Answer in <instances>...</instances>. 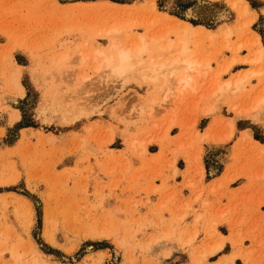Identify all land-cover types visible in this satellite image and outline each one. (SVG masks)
Listing matches in <instances>:
<instances>
[{"label": "rangeland", "instance_id": "rangeland-1", "mask_svg": "<svg viewBox=\"0 0 264 264\" xmlns=\"http://www.w3.org/2000/svg\"><path fill=\"white\" fill-rule=\"evenodd\" d=\"M141 37L152 43L143 64L201 61L199 87L167 103L160 82L95 70L96 48ZM263 41L264 0H0V264H264V73L217 96L240 72L264 69ZM13 111L21 119L8 127ZM229 157L210 184L220 206L206 195V214L196 212L204 177ZM239 176L249 184L229 190ZM226 242L232 251L209 262Z\"/></svg>", "mask_w": 264, "mask_h": 264}, {"label": "bare ground", "instance_id": "bare-ground-1", "mask_svg": "<svg viewBox=\"0 0 264 264\" xmlns=\"http://www.w3.org/2000/svg\"><path fill=\"white\" fill-rule=\"evenodd\" d=\"M239 1H242V0H239ZM237 6H238V4H237ZM153 7L156 8L155 5ZM244 9L248 10L249 5L245 3ZM189 27H190V25L187 24V22H185L184 28L186 31L189 29ZM152 38H154V37H152ZM151 42H152V40H151ZM172 44H174V43H172L170 41H169V43L167 42L166 46L168 47L167 48L168 50H169V48L172 47ZM180 45L182 47L178 52H179L180 56H183V55L187 54V51L189 50V47H188L189 45L187 46L185 40L182 41V44L180 42ZM151 46H152V43L150 44L148 41H145V39H143V37H141L140 43L135 44L132 47L122 46V45H119L116 43H112L111 44V50H113V51L109 54L105 53V51L103 49L96 48L95 49L96 55L94 57V61H95L96 65H94L95 66L94 68L98 72H100L102 70L108 71V73L111 74L110 76H115L117 78H120L121 80H123L124 77H127L129 75H132V76L140 75L145 81L160 82L159 83L160 88L165 89V94L163 95V100L165 102L171 100L172 96L175 95L179 91V89L184 91L188 88L196 89V87H199V86H195V80H196L195 75H197V73H198L196 68L198 67L199 64L201 65V63H202L201 61L197 62L196 59H188V58L181 59L178 57H177L178 58L177 59L175 57L176 58V59L174 58L175 61L173 59L172 60L173 62H171V63H167L166 59H164L166 61H163V59H162L160 62H158L157 60L156 61H154V60L160 58V56L158 57L157 55H155V56H157V58H155L154 60H150V62L148 64H143L144 60L142 57H144L145 54H151L152 53L151 52L152 51ZM159 49L160 48L158 47V50ZM167 49H166V51H167ZM163 50H164V48H163ZM9 52L5 56V62L4 63H6L10 66L12 65V67H13L12 72L10 73V75H11L10 81L12 82L13 90L17 95L24 96L25 95V87L20 82L22 67H20L17 64V62L14 59L13 54L11 52L10 53ZM263 53H264V47L261 46V48L259 49V56L255 61H259L261 59ZM176 54H177V52H176ZM59 56H60V58H58V59H60V60L64 59V57H66L65 54H62ZM100 56H102V60L98 61V58ZM164 58H167V57H164ZM190 58H192V57H190ZM86 61H88V56L82 54L81 55V62L85 63ZM235 61H236V59L234 58L225 67L224 71L225 72L230 71L232 66L235 64ZM262 73H264V69L263 70H253L252 69V70H248V71H245L242 73L240 72L239 74H237L235 76V78L233 77L234 79H230V80L226 81L225 83H222L218 86V93L219 94H217V96L219 97L222 94L227 93L229 91L242 93L245 90L248 82L255 77H259ZM84 78H86V77H83V79ZM159 86H157V87H159ZM178 93H180V91ZM258 103L264 104V95L259 99ZM213 110H214V106L208 109V111H213ZM12 114H13L12 120L16 121L19 118L18 112L13 111ZM61 115H63V113ZM230 134H232V132ZM245 137L247 139H250V141L253 140V138L251 136L249 137L247 134H245Z\"/></svg>", "mask_w": 264, "mask_h": 264}, {"label": "crops", "instance_id": "crops-1", "mask_svg": "<svg viewBox=\"0 0 264 264\" xmlns=\"http://www.w3.org/2000/svg\"><path fill=\"white\" fill-rule=\"evenodd\" d=\"M245 54V53H244ZM244 68H246V67H240V66H238V68H236L235 70H239V69H244ZM229 75H226L225 77H228ZM223 108V106L221 107V109ZM222 112V110H220V114L223 116V117H225V118H228V117H233L234 116V114H230V116H226L225 114H222L221 113ZM19 114V118L16 120V121H14L12 124L11 123H9V124H7L8 125V127H10V126H13L14 124H16L17 122H19L20 121V119H21V115H20V113H18ZM210 117H212V116H210ZM239 118H242V117H236V119H235V123L237 122V120L239 119ZM201 120V119H200ZM7 121H8V117H7ZM212 122V119L210 118V120H209V122H208V124H207V126L210 124ZM27 128H29L28 126H22V127H19V130H21V133L23 132V130L24 129H27ZM207 128V127H206ZM205 128V129H206ZM244 130H248V129H244ZM243 130H238V128H237V123H236V130H235V133L237 132L238 134H237V136H236V138L233 140V143L231 144V146H230V152H232L233 151V148H234V144H235V142H236V140L240 137V134H241V132H242ZM234 137V136H233ZM245 138V137H244ZM245 139H247V138H245ZM232 155V154H231ZM230 155V156H231ZM230 162H231V160H230V157H229V160H226L225 162H224V166H223V169H222V171L218 174V172L217 173H215L214 175H212V176H210V177H204V181H203V183H204V185L206 186L205 187V193H204V195L202 196V198L200 199V200H198L195 204H194V208H195V211L196 212H199V213H205V211H204V208H203V206H202V199H204L205 198V196L206 195H208L207 196V199L211 202V204L214 206V207H217V206H220L219 205V199H218V197H217V195L215 194L216 192H211L210 191V184L212 183V182H217V180H220L221 178H222V176H223V174H224V172L226 171V169H227V166L230 164ZM186 168V167H185ZM233 172V171H232ZM205 174H206V172H205ZM246 180V181H245ZM182 182V181H181ZM245 182H248V184H249V180L247 179V178H245L244 176H239V177H237V178H235V179H233L232 181H231V183H235V184H232V185H230V187L228 186V188H229V190H231V189H238V188H240V187H242V185L243 184H245ZM180 183V182H179ZM158 184H160V183H158ZM181 189H182V193H183V195H184V200H183V202L185 201V202H187V201H193V197L191 196V191H190V189H188L187 188V191H185L184 190V188L183 187H180ZM246 188V187H245ZM232 193L233 194H235V195H238L237 194V192L236 191H232ZM221 203H222V206H229L230 204H231V201L229 200V198L227 197V196H223L222 198H221ZM213 210H214V208H213ZM212 210V211H213ZM261 211H262V214L261 215H263L264 214V204L262 205V208H261ZM206 214V213H205ZM193 219H194V213H192V214H190L189 216H187V218H186V222L187 223H189V224H191L192 223V221H193ZM204 217L202 218V220H201V222H200V224H199V227H200V229H202V227H203V225H204ZM221 227H226V229H227V231H228V233H223L224 235H228L229 234V227L227 226V224H221V225H219V230H221L220 228ZM199 235H203L204 236V232H200L199 233ZM198 238H199V236H198ZM229 244V246H230V250L228 251V252H226V253H223L222 251L224 250V248L220 251V253L221 254H219V253H216V254H218V257L216 258V259H214V260H210V258H209V262H216L221 256H223V255H225V254H228V253H230L231 251H232V245H231V243L230 242H226V244H225V246L226 245H228ZM248 244V243H247ZM250 244V243H249ZM248 244V245H249ZM216 248H217V246H216ZM216 254H214V255H216ZM214 255H212V256H210V257H213ZM237 260H241V259H237Z\"/></svg>", "mask_w": 264, "mask_h": 264}, {"label": "trees", "instance_id": "trees-1", "mask_svg": "<svg viewBox=\"0 0 264 264\" xmlns=\"http://www.w3.org/2000/svg\"><path fill=\"white\" fill-rule=\"evenodd\" d=\"M117 2H120V1H117ZM120 3H125V2L122 1V2H120ZM173 14H174V13H173ZM175 15H177V14H175ZM178 16H179V15H178ZM263 42H264V41H263Z\"/></svg>", "mask_w": 264, "mask_h": 264}]
</instances>
